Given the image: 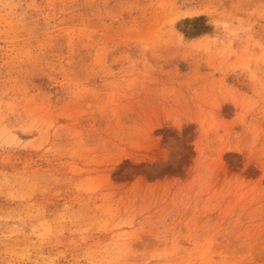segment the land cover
Masks as SVG:
<instances>
[{
  "label": "rangeland",
  "instance_id": "374dc122",
  "mask_svg": "<svg viewBox=\"0 0 264 264\" xmlns=\"http://www.w3.org/2000/svg\"><path fill=\"white\" fill-rule=\"evenodd\" d=\"M0 264H264V0H0Z\"/></svg>",
  "mask_w": 264,
  "mask_h": 264
}]
</instances>
